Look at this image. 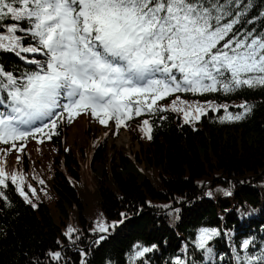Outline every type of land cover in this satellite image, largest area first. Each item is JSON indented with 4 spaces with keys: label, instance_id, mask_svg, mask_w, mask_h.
Masks as SVG:
<instances>
[{
    "label": "trees",
    "instance_id": "1",
    "mask_svg": "<svg viewBox=\"0 0 264 264\" xmlns=\"http://www.w3.org/2000/svg\"><path fill=\"white\" fill-rule=\"evenodd\" d=\"M262 9L264 0H256L248 18ZM253 26H264V20L247 27ZM0 62L10 70L35 67L13 53H0ZM177 97L185 106L198 102L206 107L209 101L226 105L232 114L242 111L237 107L241 103L253 108L243 120L231 123L220 122L223 107H206V115L188 124L181 112L144 113L119 129L114 120L104 126L82 114L78 117L86 118L84 126L78 117L68 123L65 115L51 139L38 134L18 142V147L26 143L20 160L13 164L8 155L3 157L5 170L23 174L31 203L14 186L6 190L8 202L0 201V264H57L47 255L56 251L61 253L58 264H129L137 243L155 247L135 264H174L176 258L183 264H235L236 252L243 254L242 240L253 238L256 250L264 245V89L228 95L175 93L158 105L168 106ZM145 119L152 127L151 139L140 131ZM74 126L80 135H91L88 144L71 145ZM108 128L113 136L124 130L139 141L142 163L123 148L111 150L107 135L95 137L98 129ZM28 184L36 189L35 196ZM100 220L115 227L97 232ZM69 227L75 231L66 236ZM201 228L220 233L208 242L211 253L196 247ZM101 236L105 239L96 244Z\"/></svg>",
    "mask_w": 264,
    "mask_h": 264
},
{
    "label": "snow or ice",
    "instance_id": "2",
    "mask_svg": "<svg viewBox=\"0 0 264 264\" xmlns=\"http://www.w3.org/2000/svg\"><path fill=\"white\" fill-rule=\"evenodd\" d=\"M255 7L256 0H0V53L35 66L10 70L0 62V145L10 146L0 148V201L8 202L6 190L14 186L31 203L23 174L7 172L3 157L15 149L19 162L26 143L18 142L38 134L51 139L65 115L68 123L82 114L104 126L114 120L117 129L157 111L181 112L185 124L198 122L206 107H223L221 123L243 120L252 105L241 103L242 111L232 114L210 101L206 107L185 106L179 97L168 106L158 102L175 93L264 89V26L247 27L264 20V9L248 18ZM140 131L152 138L149 120ZM27 188L35 196L36 189ZM109 227L115 225L100 220L95 231ZM74 231L69 227L65 235ZM219 234L201 228L196 247L211 253L208 242ZM154 247L135 244L129 264ZM239 248L243 254L236 252L235 264H264V245L256 250L248 238ZM47 255L57 264L61 260L58 251ZM174 264L183 261L176 258Z\"/></svg>",
    "mask_w": 264,
    "mask_h": 264
},
{
    "label": "rangeland",
    "instance_id": "3",
    "mask_svg": "<svg viewBox=\"0 0 264 264\" xmlns=\"http://www.w3.org/2000/svg\"><path fill=\"white\" fill-rule=\"evenodd\" d=\"M76 120H77V123L84 125V126L86 125V118L85 117H78V119L76 118ZM76 126L72 127L69 131L70 143L72 146H74V148H77V146L82 145V143L88 144L92 138L91 135H85V134L80 135V129ZM99 129H98L97 134H95V137L98 140L103 139L107 135L109 137L107 142L111 146V150H113V148H115V149L123 148V151L127 156H129L133 160H136L137 163H142L141 145L139 144V141H137L136 139L133 138V136L130 134V132L122 130L121 132H119V135L113 136L110 132V128L101 129V130H99ZM33 151H34L35 157L39 158V152H37V150L34 149V147H33ZM8 157H9V160L11 163H13V164L18 163L17 159H16L17 155L10 152V154H8ZM140 166L143 169L142 164H140Z\"/></svg>",
    "mask_w": 264,
    "mask_h": 264
}]
</instances>
